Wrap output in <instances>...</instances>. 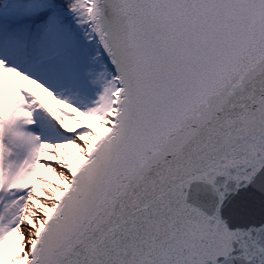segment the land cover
Here are the masks:
<instances>
[{"label":"snow or ice","instance_id":"1","mask_svg":"<svg viewBox=\"0 0 264 264\" xmlns=\"http://www.w3.org/2000/svg\"><path fill=\"white\" fill-rule=\"evenodd\" d=\"M0 264H264V0H0Z\"/></svg>","mask_w":264,"mask_h":264},{"label":"rangeland","instance_id":"2","mask_svg":"<svg viewBox=\"0 0 264 264\" xmlns=\"http://www.w3.org/2000/svg\"><path fill=\"white\" fill-rule=\"evenodd\" d=\"M81 119L84 120V123H85V124H89V123H90L89 121H87V120L84 119L83 117H81ZM68 151H72V152H74L75 149H72L71 147H69ZM61 154H63V152H62ZM41 171H43V170H41ZM46 175H51V174H50V173H46ZM54 178H55V177H53V179H54Z\"/></svg>","mask_w":264,"mask_h":264}]
</instances>
